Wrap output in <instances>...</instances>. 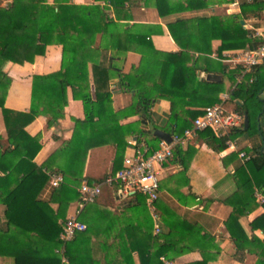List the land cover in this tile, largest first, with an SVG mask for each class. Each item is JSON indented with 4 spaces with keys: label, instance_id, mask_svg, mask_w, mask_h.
<instances>
[{
    "label": "trees",
    "instance_id": "trees-1",
    "mask_svg": "<svg viewBox=\"0 0 264 264\" xmlns=\"http://www.w3.org/2000/svg\"><path fill=\"white\" fill-rule=\"evenodd\" d=\"M102 1L117 8L123 7L127 0ZM154 2L160 15L171 12L172 5L168 0ZM183 2L186 5L181 6ZM205 4L206 0H178L176 3L178 8L173 10H195ZM240 6L241 15L248 11L255 13L264 9V0H242ZM102 9L98 4L75 5L70 3V0H54L52 4L42 0H13L7 8H0V54L5 58L18 63L32 61L36 54H43L49 44L56 43L62 46L60 69L45 75H33L28 112H20L19 116L12 118L13 112L3 104L5 89L0 94V108L9 135L8 140L13 146L0 152L2 172L0 204L4 206L5 219L0 224V256H12L15 264H64L57 252L59 248L74 240L76 235L80 233L83 235L87 231L88 225L68 242L59 237L61 232L59 220L65 218V208L70 202L80 198L77 188L84 179L83 166L87 151L101 143L110 142L115 146L116 158L121 160L127 146V137L132 133L137 139L143 137L152 148L156 147L160 138L153 133L157 125L153 123L150 115L151 106L157 98H166L170 101V115L164 130L168 132L174 129L181 133L191 125L197 115L202 113L201 109H185L184 106L194 105L203 108L212 105L218 101L217 94L223 89L222 84L198 80L199 67L194 64V52L210 53L211 40L215 36L221 40L219 51L244 48L251 42V38L247 36L249 31L240 23V15L200 17L196 37L186 32L184 19H175L168 23V29L180 49L176 52L155 51L157 54H153V59L143 55L136 68L122 74L107 66L105 63L107 57L95 46V35L98 32H105L108 29L107 25L112 23ZM105 20L107 21L104 22ZM100 21L104 22V26H100ZM145 42L147 47L151 46L149 41ZM217 55L220 56V52H217ZM205 60L206 63L215 62L208 56ZM215 63L223 69L219 62ZM260 68H263L264 72V62L255 68L257 72H254L251 82L246 80L249 76L244 75L242 81L231 92L233 99L240 98L243 101L241 106L235 104V110L242 115L247 112L249 119L247 127L244 128L243 124L222 136H217L211 128L198 131V136L214 151L223 150L226 141L232 139L239 131L251 130V116L248 114L246 104L255 99L258 100L257 103L260 101L259 94L264 89V73L262 74V71L258 73ZM204 70L209 71L207 68ZM157 73L158 78L155 79ZM113 75L119 76L121 90L132 93L131 104L118 111H114L112 107V93L109 90V79ZM3 76L5 75L0 72V84L4 82ZM67 89H70L72 98L81 100L84 117L72 118L73 133L70 140L65 142L66 152L62 160L45 168L39 167L33 162V158L40 144L36 137H30L25 133L24 126L37 115L47 116L49 123L63 117V109L68 99ZM261 110L262 106L258 114L263 113ZM133 114L139 116L137 127L131 123L125 125L119 123L122 118ZM141 122L149 125L148 128L140 127ZM254 151L252 157L240 163L233 171L237 190L225 200L232 202L233 207L226 221L229 230L240 214H244L247 209L239 192L240 187L246 186L247 181L252 180L256 189L264 194V145ZM12 155H17L18 158L14 159ZM185 155L186 152L182 151L180 145L174 148L172 160L180 163L183 169L186 168L183 160ZM235 156L231 155L232 158ZM119 165L117 164L112 172L119 169ZM48 171L60 173L63 181L53 189L49 200H41L38 193L48 181ZM87 180L100 181L90 177ZM109 189L115 196L116 187ZM250 192L249 197L254 202L256 199L253 189ZM133 198L138 203H144L148 217L144 218V221L126 223L119 236L116 235L121 239L119 244L122 245L119 257L121 260L130 259L131 253L136 251L140 264H164L161 256L167 259L174 257L170 251L175 249L178 241L174 236L175 231L180 229L189 231L194 225L179 217L169 207L162 208L157 203L155 214L158 213L159 221L167 229L165 231L159 229L154 233V219L148 211L144 197L136 194ZM95 202L87 203L86 206ZM53 203L57 204L56 209L51 206ZM262 205L264 207V201ZM251 225L253 228H260L264 233V212L256 217ZM230 235L238 239L236 234L230 232ZM254 240L257 241L256 238H250L248 242ZM201 241L205 244L208 242L206 236ZM187 244L183 242L175 256L192 248ZM255 245L258 248L255 264H264V239L257 241ZM240 246L239 250L244 248L243 243ZM212 248V245L201 248L204 255L202 260L189 264H207L209 258L214 255L211 252ZM70 261L72 262V259Z\"/></svg>",
    "mask_w": 264,
    "mask_h": 264
},
{
    "label": "crops",
    "instance_id": "crops-1",
    "mask_svg": "<svg viewBox=\"0 0 264 264\" xmlns=\"http://www.w3.org/2000/svg\"><path fill=\"white\" fill-rule=\"evenodd\" d=\"M12 1L0 0V8H7ZM42 1L52 4L54 0ZM177 1L168 0L172 7L170 8L171 12L165 15L158 13L154 0H127L123 7L117 8L109 6L102 0L98 2L94 0H70V3L75 5L98 4L103 8L102 10L107 15L106 18L112 23L107 25L108 29L105 32H98L95 35V46L107 57L105 60L107 66L122 74H127L136 68L143 55L153 59V54H157L155 51L176 52L180 49L168 29V23L175 19H184L186 32L196 37L200 17L240 15V23L244 29L249 31L247 36L251 38L250 44L247 43L244 48L261 41L256 34L258 31L264 30V9L255 13L248 11L241 15L240 4L232 6L229 4V0H206L205 6L201 8L177 11L173 10V8H178ZM182 5L186 4L183 2ZM104 22L100 21L101 27L104 26ZM145 41H149L153 49L150 45L147 47ZM192 44L194 45V43ZM220 44L221 40L215 36L211 40L210 53L194 52V64L199 67L197 71L199 81L205 80L222 84L223 89L217 94V102L227 95L228 98L224 101L226 107L230 103V99H233L231 97L233 88L242 81L244 75L240 76L238 67H234L232 63L223 61L221 58H215L213 54L220 52L224 56L244 48L219 51ZM61 56L62 46L56 43L47 45L44 53L36 54L32 61L22 63L9 60L0 54V72L5 75L2 80L4 84L2 82L0 84V94L5 89L3 104L5 108L13 112L12 118L19 116L18 113L28 112L30 109L33 75H45L58 71L61 67ZM206 56L215 62H219L223 69H220L215 62L206 63ZM88 66L90 69L91 64L89 63ZM204 68L209 71L204 70ZM255 70L254 72H257ZM261 71L264 73L263 68H260L258 73L260 74ZM254 72L245 74V76H254ZM157 76L158 73L154 78H158ZM109 90L112 93L111 104L114 111L124 109L131 103L132 93L120 89L119 76L113 75L109 79ZM67 98L63 117L58 118L56 122L51 121L49 123L47 116L37 115L24 126L25 133L30 137H36L40 144V148L33 158V162L39 167L45 168L62 160L66 152L65 142L70 140L73 133L74 122L72 118H82V104L79 100L72 98L70 89H67ZM259 99L258 104L254 100L246 104L248 114L255 121L256 127L250 131H239L237 135L232 137L230 142L233 147L226 145L223 150L214 151L207 142L198 136L197 132L185 145H180L182 151L186 152L183 157L184 163H186L185 169L180 163L173 162V157L162 166L160 192L156 203L154 202V207L157 203L162 208L167 206L179 217L194 225L193 229L189 231L181 229L175 231L174 236L177 237L178 241L175 249L170 251L174 257L167 259L161 256L160 259L164 264H189L200 261L204 256L200 249L210 245L213 246L211 252L214 255L209 258L207 264H255L257 262L258 248H256L255 243L263 241L264 233L260 228H253L251 223L264 212L263 201H259L255 196V191H258L257 193L260 191L256 189L252 180L247 181L246 186L240 187L239 192L247 209L231 225L230 230L226 226V221L233 211V207L232 202H225V200L237 190L233 171L236 166L244 162L239 158L238 153L244 151L252 157L255 152L254 149L257 150L261 145H264V89L259 94ZM232 101L234 104L238 103L239 106L243 104L240 98ZM261 106L263 113L258 114ZM184 108L202 109V107L194 105H186ZM226 108L236 111L235 107L233 109ZM245 113L247 114V112ZM169 115L170 101L166 98L155 99L151 106L150 116L153 123L157 125L156 129L169 134L173 132L180 134L174 129L168 132L164 130ZM138 119L139 116L133 114L122 118L119 123L124 125L131 123L137 127ZM139 126L147 129L149 125L141 122ZM134 137L136 135L132 133L127 137V140ZM8 138L9 135L0 108V152L13 147ZM232 154L236 156L232 158ZM13 158L17 159L18 156L14 155ZM117 164H120L121 167L122 158L121 160L116 158L115 146L110 142L101 143L87 151L83 176L101 180L105 175L112 172ZM0 174H2L1 171ZM109 187L102 185L99 203L85 205L78 209V200H75L65 208V218L76 215L88 226L86 233L76 235L74 240L66 244L67 247L62 245L57 251L61 256V261L64 259V262L62 261L64 264L75 262H78L77 264H92L90 260L97 264H140L136 251L131 253L130 259L121 260L119 257L122 247L119 244L121 239L116 235L119 236L126 223H135L137 220L144 221V218L148 217L146 207L144 203H138L134 198L129 199L118 194L114 196L110 193ZM252 189L256 199L254 202L249 197ZM52 192L53 189L48 186L47 181L38 193V198L49 200ZM260 193L263 196V192ZM135 203H137L136 206ZM51 206L54 209L57 208L56 203L51 204ZM3 211L4 206L0 204V224L5 220ZM150 215L152 216V214ZM111 217L116 219L112 220ZM156 217L159 229L165 231L167 228L159 221L157 212ZM156 223L157 221H154V224ZM230 232L236 234L238 239L232 237ZM205 236L208 240L207 244L201 241ZM250 238H256L257 241L254 240L255 243L252 241L249 243L248 239ZM183 242H187V245L192 248L188 252L175 256L179 247L183 246ZM242 243L244 248L239 250L238 247H241L240 244ZM246 244L248 245L246 246ZM0 264H15V261L12 256H0Z\"/></svg>",
    "mask_w": 264,
    "mask_h": 264
},
{
    "label": "built area",
    "instance_id": "built-area-1",
    "mask_svg": "<svg viewBox=\"0 0 264 264\" xmlns=\"http://www.w3.org/2000/svg\"><path fill=\"white\" fill-rule=\"evenodd\" d=\"M242 0H229L232 6H238ZM261 41L250 47L239 49L222 56L223 61L232 63L234 67L240 69V76L251 74L255 68L264 62V30L256 34ZM215 57V54H213ZM217 58V57H215ZM219 59V58H217ZM227 95L219 102L207 105L201 110L191 122V125L185 128L180 134L171 133V141L167 142L160 139L156 147L152 148L144 139L137 137L127 140V146L122 158V164L115 172H110L100 181L88 182L83 179L77 188L80 198L77 201L78 209L87 203L94 202L102 191V185L116 187V194L125 198H133L136 194H141L148 206L154 221L155 214L154 202L159 196L162 166L173 156V150L176 146L185 145L190 138H193L198 131L211 128L217 136L229 134L231 129L241 127L244 123V115L237 111L228 110L224 106ZM226 145L233 147L230 142ZM243 161L248 160L251 155L244 151L238 153ZM48 186L54 189L63 181V176L55 171H48ZM258 192V191H257ZM255 191V196L259 201H264L261 193ZM80 211V210H79ZM78 211V212H79ZM77 212V213H78ZM61 232L59 237L63 241H70L77 232L84 231L86 225L81 222L76 215L66 217L60 222ZM159 231V226L154 224V233ZM64 262V259H62Z\"/></svg>",
    "mask_w": 264,
    "mask_h": 264
},
{
    "label": "rangeland",
    "instance_id": "rangeland-1",
    "mask_svg": "<svg viewBox=\"0 0 264 264\" xmlns=\"http://www.w3.org/2000/svg\"><path fill=\"white\" fill-rule=\"evenodd\" d=\"M96 43V42H95ZM215 57H217V58H222V55H220V56H218L217 54H215ZM261 65V64H260ZM259 66V65H258ZM257 66V67H258ZM256 67V68H257ZM256 71V70H255ZM263 74V73H262ZM149 75H148V77H147V79H149ZM253 76H251L250 77V75H249V78H247L246 80H248V82H251L252 80H253ZM148 81V80H147ZM90 91L92 92V88L90 89ZM92 96H93V94H92ZM77 100H79V99H77ZM227 100H229V99H227ZM233 100V99H232ZM231 99H230V103H228L227 104V106L226 107H228V108H230V109H233L234 107H235V104H234V102L232 101ZM260 100V99H259ZM80 102H81V100H79ZM256 103H257V101H256V99L254 100ZM132 102V101H131ZM217 102V101H216ZM255 103V104H256ZM82 104V103H81ZM131 104V103H130ZM129 104V105H130ZM258 104V103H257ZM128 105V106H129ZM226 105V103H224V106ZM128 106H126V107H124V108H127ZM225 107V108H226ZM82 109H83V107H82ZM227 109V108H226ZM84 117V113L82 112V118ZM244 124V123H243ZM254 127H256V124H255V121L251 118L250 119V129H253ZM173 157V156H172ZM172 159V158H171ZM170 161V160H169ZM99 177V176H98ZM85 179H87L88 178V176L87 177H84ZM99 198V197H98ZM95 203H99V199L98 200H96V202ZM65 219V218H64ZM64 219H62L61 221H63ZM78 219H80V218H78ZM81 221H82V219H80ZM156 221H157V224H158V220L156 219Z\"/></svg>",
    "mask_w": 264,
    "mask_h": 264
},
{
    "label": "water",
    "instance_id": "water-1",
    "mask_svg": "<svg viewBox=\"0 0 264 264\" xmlns=\"http://www.w3.org/2000/svg\"><path fill=\"white\" fill-rule=\"evenodd\" d=\"M247 124H248V117H247V114L244 113V127H246ZM154 135H156L160 139H164L167 142H170L171 141L170 134L169 133H166L164 131H161V130L156 129V130H154Z\"/></svg>",
    "mask_w": 264,
    "mask_h": 264
}]
</instances>
